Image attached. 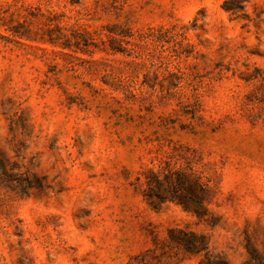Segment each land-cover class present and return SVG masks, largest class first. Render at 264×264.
Listing matches in <instances>:
<instances>
[{
	"label": "rangeland",
	"instance_id": "obj_1",
	"mask_svg": "<svg viewBox=\"0 0 264 264\" xmlns=\"http://www.w3.org/2000/svg\"><path fill=\"white\" fill-rule=\"evenodd\" d=\"M168 156L208 184L215 225L143 199L136 177ZM12 167L45 188L0 183V264H138L186 226L218 264L264 255V0H0Z\"/></svg>",
	"mask_w": 264,
	"mask_h": 264
},
{
	"label": "trees",
	"instance_id": "obj_2",
	"mask_svg": "<svg viewBox=\"0 0 264 264\" xmlns=\"http://www.w3.org/2000/svg\"><path fill=\"white\" fill-rule=\"evenodd\" d=\"M178 158L168 156L162 161L158 169L146 168L136 177V182L142 188L143 199L153 208L162 205L165 202H171L181 207L185 212L193 215L197 222H205L208 225H215V217L207 207L210 188L203 181L202 176L197 173L191 166V161L187 160L185 168H176ZM3 172L0 177V183L5 182L7 188L12 189L14 186L20 189L24 194L30 189L38 191L44 190L42 178L33 175V178L15 177L12 171ZM8 178V179H5ZM209 239L205 234L198 233L189 229L172 227L167 229L164 239L157 237L152 238V246L145 250L140 257L138 264H147L145 257L153 258L158 264H177L176 261H165L164 257L169 258L168 250L176 248L184 256H197L208 250ZM247 260L243 264H264V255L259 253L255 248L248 245ZM198 264H218L208 256L200 260ZM222 264H227L222 262Z\"/></svg>",
	"mask_w": 264,
	"mask_h": 264
}]
</instances>
